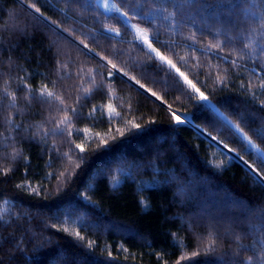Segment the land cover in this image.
<instances>
[{"label": "trees", "instance_id": "16d2710c", "mask_svg": "<svg viewBox=\"0 0 264 264\" xmlns=\"http://www.w3.org/2000/svg\"><path fill=\"white\" fill-rule=\"evenodd\" d=\"M112 1L0 0V264H264V0Z\"/></svg>", "mask_w": 264, "mask_h": 264}, {"label": "snow or ice", "instance_id": "6c2138e0", "mask_svg": "<svg viewBox=\"0 0 264 264\" xmlns=\"http://www.w3.org/2000/svg\"><path fill=\"white\" fill-rule=\"evenodd\" d=\"M185 2H186V3H191V0H185ZM27 6H28L29 8L35 9L36 12H40V9L37 8L35 4L29 3ZM103 7H104L106 10H110V11L118 12V13L121 14V16L126 17V18H128L129 20H131V19L133 18V17H130V16H129L128 12H126V11H122L121 8H120L119 6H117L116 4L109 5L108 0H104ZM170 15H172V14H170ZM165 18L167 19V17H165ZM131 27H132V28L135 30V32L137 33L135 39H137L138 41L142 42V43H143V44H144V45L150 50L151 53H155V56H156L157 58H159V60H160L161 62L168 64V65L170 66V68L176 69V71L179 73V75H180L181 77H183L184 82H185L187 85L190 86V88L192 89V91H193L194 93H196V94L198 95V99H199L200 101H208V99H209L208 96H206L203 92H201L200 89L197 88L196 85H195L191 80H189L188 77L185 76V74H184L183 72H179V69L176 68V65L173 63V61H172L171 59H168V57L162 55V54L160 53V51H159L157 48L153 47L152 42H151V40H150V38H149V32H148L147 29H142V28H140L138 25H131ZM262 27H264V18H262ZM107 31H109V32H115L116 35H120V32H119L118 29L108 28ZM81 44H83V46H84L85 48H88V45H87L86 43H84V41H81ZM246 46H247V45H246ZM215 47H220V44L215 45ZM89 50H91V49H89ZM102 59H103V58H102ZM182 59H183V57H182ZM108 63L111 64V66H112L113 69H115V68L117 67L115 64H112V62H111L110 60L108 61ZM232 63H233V65H235V61H232ZM65 67H66V66H65ZM112 74H113V73L110 71V72H109V75H112ZM125 75H127V73H125ZM94 79H95V78L93 77V80H94ZM132 79H135V78L133 77ZM136 83H137V84H140V81L137 80ZM250 86H251V85H250ZM140 87L143 88L144 85H143V84H140ZM260 87H261V88H264V80L261 81V83H260ZM25 88H26V91H27V97H26V99H28L29 101H31L32 99H35L36 97H35V95L33 94L31 88H30L29 86H27V85H25ZM148 91H151V90L149 89ZM84 92H85L86 94H90L91 89H84ZM4 94L10 99V106H15V105H16V99H17L16 94H15L14 92H11V93L8 92V91H7V88H5V90H4ZM152 95H153V96H157V94H156L155 92H152ZM39 97H40L42 100H46V101H51L52 99H56V100H59L60 104H63V103H64L63 99H62L61 97L55 96L54 92L50 91V90L48 89V86H47V85H44L42 88L39 89ZM78 99H79V98H78ZM157 99H160V97L157 96ZM261 103L264 104V101H262ZM209 106H210V105H209ZM213 107H214V106H213ZM214 110H215V109H214ZM76 111H77V110H76L75 107L71 109V112H72L73 114H75ZM95 111H98V109L93 108L92 112H89V116H92L93 113H94ZM107 111H108V113H114V112H115V109L112 107L111 104H109V105L107 106ZM220 115H221V117H222V118H223V119H224L229 125H231V126L236 130V132H237L238 134H241L242 139H243L244 141L247 142V144L251 147L252 150H255L257 153H259V154L261 155V159L264 160V150L260 149L259 146L256 145V144L253 142V140L248 136L247 133L244 132V130H243L242 128H240V126H239L238 124H232L231 121H227V118H226V117H223V114H220ZM172 118H173V120H174L176 123H178V124H179V123H184V122H185L184 120L181 119V117H180L179 115H176L175 113H172ZM70 119H71V117L68 115V111H67V109H65V116H64V119L61 120V121L59 122V124H69ZM129 123H131V126H132V128H134V129H140V128H141V125H139V124H135V123H132V122H129ZM61 131H62V130H61ZM84 131L87 132L88 129H85ZM118 131H120V130L118 129ZM68 134H69V135L72 134L70 130H69V133H68ZM99 135H100V134L98 133L97 136H99ZM121 135H123V132H122V131H121ZM213 139H215V137H214ZM99 143H100L101 145H106V144H107V140H106V139H101V140L99 141ZM75 147L78 148V149L80 150L81 153H84V152H85V147H84L83 144H76ZM224 147H225V148H228V146H227L226 144L224 145ZM229 151H231V149H229ZM240 158L243 159V157H240ZM13 159H15V156H13ZM81 159H83V157H81ZM245 164L248 165V167H249V168L252 170V172L257 176V178L261 181V183H264V172H261L258 168L255 167L254 164H248L247 161H245ZM78 166H79V165H77V167H78ZM7 171H8V170H5V174H7ZM18 187H23V185H18ZM145 206H147V205H145ZM53 227H57V226H56V225H53ZM59 230H60V231H64V232H69V229H68V228H60ZM70 234L74 235L76 238L83 239V237L80 235L79 232H72V233H70ZM89 247H91V244H89ZM209 247H211V246H209ZM192 255L195 256V255H198V253L194 252ZM184 258H185V257H183V256L181 257V259H184ZM249 259H251V258H249ZM178 264H179V262H178Z\"/></svg>", "mask_w": 264, "mask_h": 264}, {"label": "rangeland", "instance_id": "374dc122", "mask_svg": "<svg viewBox=\"0 0 264 264\" xmlns=\"http://www.w3.org/2000/svg\"><path fill=\"white\" fill-rule=\"evenodd\" d=\"M101 6L103 7L104 0H99ZM109 5L115 4L112 0H108ZM104 8V7H103ZM105 9V8H104ZM106 10V9H105ZM108 12H111L110 10H106Z\"/></svg>", "mask_w": 264, "mask_h": 264}]
</instances>
